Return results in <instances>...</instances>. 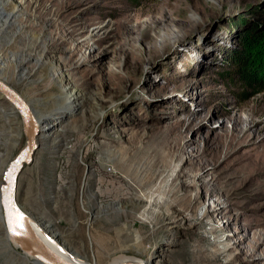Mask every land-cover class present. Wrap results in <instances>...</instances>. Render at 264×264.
Segmentation results:
<instances>
[{"label":"rangeland","instance_id":"rangeland-1","mask_svg":"<svg viewBox=\"0 0 264 264\" xmlns=\"http://www.w3.org/2000/svg\"><path fill=\"white\" fill-rule=\"evenodd\" d=\"M20 9L0 0V82L62 125L57 146L55 131L48 142L38 134L17 178L25 217L89 263L264 264V84L239 81L231 64L264 34V0H24ZM11 111L0 98V164L26 141ZM12 130L22 132L17 145ZM187 137L207 167L199 202L201 185L189 178L197 173L177 147ZM162 153L174 162L169 186L178 174L195 185L178 192L192 201L181 218L195 224L174 233L143 227L122 168ZM7 234L0 205V264H42Z\"/></svg>","mask_w":264,"mask_h":264},{"label":"bare ground","instance_id":"bare-ground-1","mask_svg":"<svg viewBox=\"0 0 264 264\" xmlns=\"http://www.w3.org/2000/svg\"><path fill=\"white\" fill-rule=\"evenodd\" d=\"M16 5V10L20 11L21 4L24 2V0H21L20 3L11 0ZM27 0H25L26 2ZM33 3H36L37 0H32ZM89 58L88 53H86L84 56L81 57V61L85 62ZM0 56V61H1ZM27 64V61L23 63V67H25ZM4 84V83H3ZM5 85V84H4ZM62 86L64 88V91H69V87L65 85V83H62ZM8 87V86H7ZM10 88V87H9ZM11 89V88H10ZM14 91L13 89H11ZM15 92V91H14ZM25 103L27 104L26 100L20 96ZM64 104H61L63 106ZM73 105L76 106V108H81V103H74ZM29 107V105L27 104ZM62 108V107H60ZM58 108V109H60ZM35 111L36 108H34ZM31 111V109H30ZM17 110L12 106V111L10 112V115L12 116H18ZM32 117H33V126L35 130L37 131V137L36 142L38 138V134L45 138L48 133L55 131V136L53 137V140H51L50 144L51 146H57L59 144L60 134H59V127H61V118H57L55 120L51 119V115H41L40 118L36 117L37 115L34 114L31 111ZM34 118H38L37 122L34 123ZM19 132V131H18ZM15 132L11 131L9 133V142L17 145L18 144V138L22 136V132ZM249 132V131H248ZM188 136V135H187ZM44 141H49L48 139H44ZM183 142L180 143L178 147V152L181 155H184L187 157V162L192 164V172H196L197 176H192L189 178H194L195 182L200 183L199 187V193L197 194L195 198V202H199L203 200L206 196L207 189L209 186V183L205 182V176L207 172V167L203 164L197 163V153L192 151L188 152L189 148L192 146V140L190 138H185L182 140ZM130 159V157H129ZM125 159L123 165V170L125 172L126 177L130 181V183L134 186V198L131 201V204L134 205L135 210L142 211L144 210L146 213V216L149 220L148 224H142L143 227H150V226H159L161 225L166 231L169 232H175L177 229L181 227V224H195V220H192L191 218H181L184 214L188 213L192 208V201H187L186 196H178V192H183L184 189H193L195 190V185L190 184L186 185V182H181V176L178 174L170 183L171 185L167 184V181L163 178L164 174L171 168V165L173 162V158L170 157L169 153L156 155V156H150L146 160H142L141 162L133 159L129 160ZM12 162V161H11ZM11 162H8L6 160H3L0 164V191H1V185L4 183V178L7 169L9 168ZM3 167H6V170H3ZM94 176V174H93ZM161 182L160 187L157 188L155 192H153L154 186L157 182ZM212 193V192H211ZM158 195V197H156ZM162 198V199H161ZM162 200V201H161ZM190 202V203H189ZM184 203V204H183ZM1 205V204H0ZM180 208V211L178 209ZM135 211V213H137ZM3 212V211H2ZM192 212V211H191ZM221 213V206L214 208L213 210H208L206 214V219L210 220L211 222H214L216 220V215ZM181 219V220H180ZM27 222L29 223L31 229L33 232L41 239V241L51 250L53 251L57 256L62 258L63 260L70 262L72 264H95V263H89L85 259H81L78 256H75V254H72L70 252L66 253L61 245L59 240H53L48 237L45 229L42 228V226L32 220H29L26 218ZM6 242L10 246H14L19 252H21L24 255V258L26 259L27 254L32 256L33 259L35 258L39 263L46 264L42 260H40L36 254L31 250L30 253L26 252L22 247L19 245L17 240L10 235L7 234ZM27 253V254H26ZM85 258V257H84ZM28 261V260H26ZM119 264H149V259H142L137 260L136 258L132 257H123V261Z\"/></svg>","mask_w":264,"mask_h":264},{"label":"water","instance_id":"water-1","mask_svg":"<svg viewBox=\"0 0 264 264\" xmlns=\"http://www.w3.org/2000/svg\"><path fill=\"white\" fill-rule=\"evenodd\" d=\"M0 98L7 100L19 113L26 138L24 147L11 162L6 171L4 183L1 185L0 204L6 230L26 252L30 253L29 247H31L36 256L46 264H72L57 256L41 241L31 229L25 214L17 203V178L24 165H30L33 161V155L38 148L37 131L33 126V117L25 101L1 82Z\"/></svg>","mask_w":264,"mask_h":264},{"label":"trees","instance_id":"trees-1","mask_svg":"<svg viewBox=\"0 0 264 264\" xmlns=\"http://www.w3.org/2000/svg\"><path fill=\"white\" fill-rule=\"evenodd\" d=\"M238 80L248 85L264 84V34L250 37L243 45L240 56L233 61Z\"/></svg>","mask_w":264,"mask_h":264}]
</instances>
